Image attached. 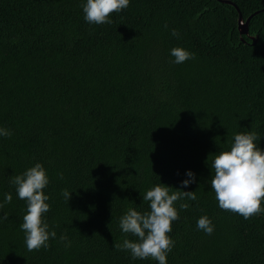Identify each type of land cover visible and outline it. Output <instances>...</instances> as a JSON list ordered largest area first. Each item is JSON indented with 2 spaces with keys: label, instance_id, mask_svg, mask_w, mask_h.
<instances>
[{
  "label": "trees",
  "instance_id": "16d2710c",
  "mask_svg": "<svg viewBox=\"0 0 264 264\" xmlns=\"http://www.w3.org/2000/svg\"><path fill=\"white\" fill-rule=\"evenodd\" d=\"M224 1L130 0L111 24L90 25L86 0H0V128L12 132L0 136V204L12 195L0 264H158L114 245L137 239L119 218L150 211L143 196L159 183L197 197L175 202L167 264H264V212L222 210L210 187L234 134L256 132L264 150V0ZM237 9L252 15L253 39ZM175 47L195 58L173 63ZM36 163L56 237L28 251L26 201L10 181ZM188 171L195 182L180 188ZM205 215L211 235L197 229Z\"/></svg>",
  "mask_w": 264,
  "mask_h": 264
},
{
  "label": "clouds",
  "instance_id": "9594fccd",
  "mask_svg": "<svg viewBox=\"0 0 264 264\" xmlns=\"http://www.w3.org/2000/svg\"><path fill=\"white\" fill-rule=\"evenodd\" d=\"M129 3L130 0H86L82 5L84 19L90 25L111 24L110 15L127 9ZM171 35L179 37V32L173 29ZM170 55L174 57L175 64L195 58L194 53L181 47L171 49ZM11 135L10 130L0 128V136ZM260 139L254 131L234 134L230 149L215 154L211 165L214 174L210 179V187L215 193L219 208L239 214L244 219L264 212V150L256 143ZM186 176L189 179L182 181L180 188H187L195 182L191 171L186 172ZM10 182L15 185L18 198L26 201V214L20 227L24 232L27 250L47 248L49 239H55L56 232L49 231V225L43 219L44 214L50 210L47 203L50 198L44 194V189L49 183L46 170L42 164L36 163L24 173L12 177ZM61 194L68 203L69 191L63 190ZM143 199L150 202V211L141 213L129 208L126 214L119 218L121 231L137 239H125L122 244H116L114 247L121 251L127 250L134 260L151 258L158 264H167V254L174 247V241L168 233L172 231V222L179 219L175 202L184 199L196 200L195 191H182L159 183L148 190ZM11 201L12 195L6 193L4 204ZM4 204H0V208H3ZM188 207L187 203L180 205L182 210ZM3 219H7V216ZM197 229L211 235L214 225L205 215L198 219ZM60 240L66 241L67 237L62 235Z\"/></svg>",
  "mask_w": 264,
  "mask_h": 264
},
{
  "label": "water",
  "instance_id": "95a60500",
  "mask_svg": "<svg viewBox=\"0 0 264 264\" xmlns=\"http://www.w3.org/2000/svg\"><path fill=\"white\" fill-rule=\"evenodd\" d=\"M221 2L232 4L231 2L224 1V0H221ZM237 13H238V20H237L238 21V32L240 33V35L243 34L246 37L253 39L251 36L248 35V24H249L250 19L252 18V15H250L249 17H247V19L244 20L242 17V14L239 12L238 9H237Z\"/></svg>",
  "mask_w": 264,
  "mask_h": 264
}]
</instances>
